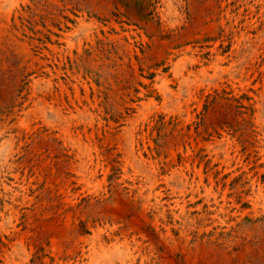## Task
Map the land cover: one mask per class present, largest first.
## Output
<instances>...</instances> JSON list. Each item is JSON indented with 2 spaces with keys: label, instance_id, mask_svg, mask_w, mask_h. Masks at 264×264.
<instances>
[{
  "label": "rangeland",
  "instance_id": "rangeland-1",
  "mask_svg": "<svg viewBox=\"0 0 264 264\" xmlns=\"http://www.w3.org/2000/svg\"><path fill=\"white\" fill-rule=\"evenodd\" d=\"M7 117L0 264H201L264 216V0H0Z\"/></svg>",
  "mask_w": 264,
  "mask_h": 264
},
{
  "label": "bare ground",
  "instance_id": "bare-ground-1",
  "mask_svg": "<svg viewBox=\"0 0 264 264\" xmlns=\"http://www.w3.org/2000/svg\"><path fill=\"white\" fill-rule=\"evenodd\" d=\"M15 8V7H14ZM10 9V8H9ZM11 15V14H10ZM5 28V27H4ZM7 32V31H6ZM10 34V33H9ZM8 39V38H7ZM16 39V38H15ZM17 40V39H16ZM2 41V40H1ZM56 41V40H55ZM9 42V41H8ZM22 42V41H21ZM61 42V41H60ZM48 43V42H47ZM12 44V43H10ZM9 44V45H10ZM17 44V43H16ZM54 44V43H53ZM15 45V44H14ZM51 45V44H50ZM28 46V45H27ZM21 47V46H20ZM18 47V48H20ZM25 47V46H24ZM13 48V47H12ZM23 56V55H21ZM25 56V55H24ZM36 84V83H35ZM6 116V115H5ZM9 118H5L0 128H6ZM258 124V123H257ZM6 133V132H5ZM10 133V132H9ZM260 135V134H259ZM133 136V135H132ZM134 137V136H133ZM264 138V136H263ZM262 141V140H261ZM219 142V141H218ZM263 142V141H262ZM224 148V147H223ZM213 149V148H212ZM231 149V148H230ZM228 150V149H227ZM140 155V154H139ZM262 157V156H261ZM264 160V159H263ZM10 165V164H9ZM11 166V165H10ZM9 167V166H7ZM12 168V167H11ZM14 168V167H13ZM10 169V168H9ZM6 170V169H5ZM9 172V171H8ZM12 172V171H11ZM196 172V171H195ZM17 173V171H16ZM183 173V172H182ZM249 173V172H248ZM14 174V173H13ZM202 174V173H201ZM185 175V174H184ZM187 177V176H186ZM200 177V176H199ZM253 180V179H252ZM257 180V179H256ZM196 181V180H195ZM201 181V180H200ZM199 181V182H200ZM197 182V181H196ZM203 182V181H202ZM252 182V181H251ZM260 183V182H258ZM197 184V183H196ZM10 186V185H9ZM24 186V185H23ZM253 186V185H252ZM264 186V185H263ZM193 187V186H192ZM197 187V185H196ZM249 187V186H248ZM5 188V187H4ZM10 188V187H9ZM14 191V190H13ZM26 192V191H25ZM192 192V191H191ZM11 193V192H10ZM17 193V192H16ZM180 193V192H179ZM184 194V193H183ZM248 194V193H247ZM8 195V194H7ZM14 195V194H13ZM12 195V196H13ZM25 195V194H24ZM249 195V194H248ZM192 196V194H191ZM180 197V196H179ZM201 197V196H200ZM226 197V196H225ZM254 197V196H253ZM184 198V197H183ZM217 198V197H216ZM8 199V198H7ZM175 200V199H174ZM213 200V199H212ZM186 202V201H185ZM238 204V203H237ZM9 205V204H7ZM13 205V204H12ZM175 206V205H174ZM182 206V205H181ZM199 206V205H198ZM220 206V205H219ZM218 206V207H219ZM192 207V206H191ZM214 207V206H213ZM13 208V206H12ZM228 209V208H227ZM257 209V208H256ZM14 210V209H13ZM2 213V212H1ZM11 213V212H10ZM227 213V212H226ZM9 215V214H8ZM192 215V214H191ZM218 216V215H217ZM178 217V216H176ZM190 217V216H189ZM188 217V218H189ZM236 217V216H235ZM257 222L256 230L238 237H227L217 243H211L201 264H264V216ZM3 218V217H2ZM179 218V217H178ZM219 218V217H218ZM190 219V218H189ZM222 219V218H221ZM1 221V220H0ZM257 221V220H256ZM219 223V222H218ZM248 224V223H247ZM208 226V225H207ZM200 227V226H199ZM195 228V227H194ZM227 228V227H226ZM199 229V228H198ZM232 229V228H231ZM228 230V229H225ZM167 231V230H166ZM170 231V230H169ZM183 231V230H182ZM181 231V232H182ZM165 232V231H164ZM193 232V231H192ZM238 232V231H237ZM93 235V234H92ZM174 235V234H173ZM221 235V234H220ZM97 236V235H96ZM102 236V235H101ZM100 237V236H99ZM98 237V238H99ZM93 238V237H92ZM169 238V237H168ZM100 239V238H99ZM104 240V239H103ZM170 240V239H169ZM176 240V239H174ZM95 241V240H94ZM100 241V240H99ZM119 241V240H118ZM182 241V240H181ZM208 241V240H207ZM8 242V241H7ZM175 242V241H174ZM190 242V241H189ZM94 243V242H93ZM172 243V242H171ZM194 243V242H193ZM192 243V244H193ZM207 243V242H206ZM107 244V243H106ZM115 244V243H114ZM150 244V243H148ZM116 245V244H115ZM153 247V246H152ZM120 248V247H119ZM186 248V247H185ZM146 249V248H145ZM90 250V249H89ZM104 250V249H103ZM206 250V249H205ZM151 251V250H150ZM186 253V252H184ZM183 253V256H184ZM196 253V252H195ZM132 254V253H131ZM141 254V253H140ZM84 255V254H83ZM166 255V254H165ZM104 257V256H103ZM133 257V256H132ZM162 257V256H161ZM195 257V256H194ZM168 258V257H167ZM187 258V257H186ZM171 259V258H170ZM70 261V260H69ZM164 261V260H163ZM171 261V260H170ZM171 263V262H169ZM136 264V263H135ZM142 264H156L148 250L142 252Z\"/></svg>",
  "mask_w": 264,
  "mask_h": 264
}]
</instances>
